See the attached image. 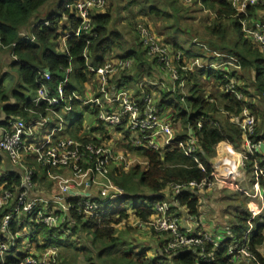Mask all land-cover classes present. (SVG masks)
Instances as JSON below:
<instances>
[{
	"label": "trees",
	"instance_id": "trees-1",
	"mask_svg": "<svg viewBox=\"0 0 264 264\" xmlns=\"http://www.w3.org/2000/svg\"><path fill=\"white\" fill-rule=\"evenodd\" d=\"M50 1L0 0V53L6 51L17 57V72L23 84L26 86V89L24 87V89L14 90L12 93H8L0 83V110L7 120L16 118L27 120L36 113L45 114V104L34 105L29 100V97L27 98L26 96L29 89L36 91L39 88L38 81L40 77L38 72L42 70H48L50 72V79L44 82L53 92L58 83L63 80L64 72L69 66L70 61L71 64L73 63V67H75L74 77L78 83L77 85L80 82L82 83L83 80H86L85 74L88 70L84 53L88 54L89 62L94 66H102L106 56L107 58L116 56L118 58H133V69L131 68L129 70L130 72L128 71L126 75H121V79L114 78L111 81L112 88L117 89L120 87V84H131L137 79H153V68L156 66L159 73H162L157 63L158 57L148 55L149 49L141 38L138 39L139 43H137L139 48L133 47L132 49L124 50V53L120 55L113 53L112 50L114 47L118 49L123 47V36L119 32L115 33L112 31L111 22L113 16L110 10L104 11L103 13L99 12L92 16V31L96 34L95 37L90 38L88 35L85 37L81 36L80 38L70 36L66 39V51L63 54L55 52L53 41L59 37L58 30L60 28L57 19L51 15L48 16V19L46 17L48 21L47 26L43 25V20L37 21V16L41 13V9L45 8ZM75 1L77 0H57L55 3L58 10L60 8L61 14L70 15V28H76L79 20L75 15H71L69 10H66L64 6L67 3H73ZM137 1L128 0V4L124 8L130 7L129 5ZM200 2V7L207 8L209 10L208 14L211 16H207L212 22L204 30L212 37L206 43L213 53H193L185 49L183 45H179L178 42L173 43L172 52H168L173 58L172 63L178 72L179 79L176 85H179V80L181 79L184 82L183 88L188 89L190 96L183 95L182 93L178 94L176 91L174 93L161 91V88L158 91L159 93H157L160 96L158 107L161 111L172 109L170 111L174 113L175 120L182 124V128L184 125L199 127L200 123V127L203 130L208 128L210 121L218 123L223 129L224 135L227 137V142L231 144L238 140L243 141V137L237 128L229 127L231 124L225 116V112L239 114L243 107H247L256 120L255 133L252 140L264 142V123L262 127L257 126L259 110L253 101H250L252 95L248 93L247 85H245L242 75L237 71L252 70L254 72V86L261 95H264V51L260 50L250 39L244 37L241 26L242 20L251 22L257 13L264 11V5L255 4L249 6L246 15H239L229 0H200ZM144 10H146L147 14L156 18L162 15L167 18L170 17L169 13L159 6L157 7V4L147 8L145 7ZM34 19H36V22L33 21ZM242 37L244 38L242 39ZM32 38L34 40H31ZM177 53L181 55L178 60L175 59ZM185 53L190 56L185 57ZM215 53L219 56H216ZM193 59H199L203 64L211 62L224 64L215 69L210 67L207 69L194 68L191 70H183L181 68V66L189 65ZM236 66H239V68ZM205 72L214 79V86L216 88L218 87L222 93L214 95L207 92L201 86L202 84L199 83L198 78H201ZM231 79L236 83L234 89L245 101H239L234 93L225 92ZM41 81L43 82V79ZM194 82L197 86L193 88ZM67 87H69L68 84L65 87L66 98L70 92V88ZM182 96H186L187 98H182ZM11 98L15 103L11 102ZM74 100H72L73 104L71 106L73 108V105H75L74 108L77 109L79 104L78 102L75 104ZM183 101L187 104V110L183 107ZM79 108L96 118L97 111H88L86 107ZM170 118L172 117L170 116ZM97 124L92 131L97 130L103 133L104 124L100 121ZM83 125L82 118L78 117L76 127L72 131H69L66 137L72 136L75 130H83ZM181 131L177 134V140L185 138V133H183V130ZM212 131L215 133L217 130L213 129ZM124 138L129 139V136H125ZM92 141L88 140L87 142ZM225 143V140L221 139L216 146L220 145L226 148ZM176 149H169V152L172 154L166 155V159L170 167H175L177 170H180L187 163V160H179ZM129 152L141 156L143 161L147 158V153L143 151V148L131 149ZM223 154H225V157H223ZM226 158L235 160L229 152H222L220 157L216 156L214 162L201 161L203 169H197L192 175L199 176L201 171L207 173L206 177L200 178L197 182H201L204 179L210 180L209 174L212 171L221 176H233L232 174L234 173L230 171L232 164L225 163ZM0 161L4 162V157L1 154ZM39 167L43 169L40 165ZM145 167V164L144 166L134 165L128 171L133 178L147 186L144 173ZM251 173V163H247L245 174L247 176L251 175ZM35 177L33 179L34 182L37 181ZM259 183L264 192V180L260 179ZM19 185V176L12 173L8 177L0 179V189L2 188L0 192L3 189L12 190ZM223 189L231 192L230 196L227 195V198L234 197L238 202L237 206L233 208V211L229 210V213L233 215V220L236 223H228L229 232L232 235L222 241L216 249L211 243L206 242L202 247H191L174 253H166L163 251L165 240H161L160 247L162 245V248H160V252L152 257H149L144 250L138 253L117 250V253H113L110 251L115 246L117 248L120 244V237L116 232V226L129 219L128 212L130 211L140 224L148 222L149 218L153 215V204L169 199L171 191L170 193L166 192L170 190L167 186L162 191L122 192L123 196L120 199L106 205L104 214L100 215L98 219H90L85 223V220L77 216L73 211H70L78 221L76 225L72 226L70 235H62L64 238L61 240L59 234L54 237L53 231H49L47 227L41 225L28 247L34 248L37 252H43L51 244L53 238L57 239L58 242L56 244L59 249L58 264L69 263V260H74L81 252L87 264H95L97 261H103L104 264H228L231 258L228 249L233 245L240 246L243 243L245 232L249 228L248 222L252 209L257 205L255 200L230 186H224ZM176 198L178 199L179 206L185 208L191 216L197 215L199 198L194 191H183ZM176 209L177 206H172L171 211L175 212ZM251 224L252 231L248 246L250 252L255 257L254 260L256 262L254 264H264V220L261 221L259 217H255L251 220ZM17 229H20V227H17L16 221L13 220L10 230L15 232ZM86 229L90 230V238H88V240L90 239V244L94 246L98 244L100 248V251L97 253L98 260L95 262L88 255L89 248L87 246L79 248L77 246L78 242L74 241L75 243L73 244V242L71 243L68 240L78 231H86ZM259 248H261L263 253L259 251ZM103 252L106 253L105 256ZM18 253H16L17 256L15 257H6L0 264H17L18 261L28 254L27 251Z\"/></svg>",
	"mask_w": 264,
	"mask_h": 264
},
{
	"label": "built area",
	"instance_id": "built-area-1",
	"mask_svg": "<svg viewBox=\"0 0 264 264\" xmlns=\"http://www.w3.org/2000/svg\"><path fill=\"white\" fill-rule=\"evenodd\" d=\"M107 0H77L73 3H67L65 4L64 8L66 10H69L70 13L75 14L79 20V24L76 28L72 29L68 34L67 37H77L80 38L81 36L85 37L88 35V37L93 38L95 37V33L92 31V16L94 14H98L101 12V10L104 8ZM185 4L191 5V4H198L201 5L200 0H184ZM232 3L233 8L235 9L236 13L239 15H246L247 9L249 6L260 4L259 0H229ZM91 5V6H89ZM243 5V10H239V6ZM87 21V23H86ZM43 25L47 26L48 21H43ZM242 26V32L245 38L250 39L253 44H255L260 50L264 51V20L262 22H257V20H253L251 22H247L245 20L241 21ZM87 28V30H85ZM142 30L143 33L140 32L141 40L143 43L148 47L149 52L148 55L158 57L157 63L159 64L160 70L162 71V74H170L172 72H175L178 77V72L176 67L173 65L172 57L168 50L164 47V44L161 45L157 39L156 41L149 36V33L147 34L144 30V28L140 27V31ZM139 31V29H138ZM148 39H151V43H148ZM33 40V38L31 39ZM158 44V45H157ZM216 54V53H215ZM180 54L177 53L175 55V59L178 60L180 58ZM216 56H219L216 54ZM84 58L86 61L87 66V73L89 75H93L95 78L94 86L93 88H86V92L84 95H77L74 91H71L67 98L65 97V87L67 86L69 76L73 73L72 64L71 61L69 63V66L64 72L63 80L60 81L56 87V89L51 91L49 86L44 82L50 79V72L48 70H42L38 72L39 75V88L36 90V95L31 100L35 105L39 104H45V110L50 114V116L55 120L56 126L51 130V132L47 133L43 140L36 144L32 145L30 142H28V139L33 137V135L37 132V130H40L42 128H46L50 125L49 119L47 118H40L35 121L30 120H23L20 118L16 119H9L5 121L3 124H0V128L6 129L7 133L6 135L9 137L8 140L4 141V143H11V137L15 135V126L22 120L23 125L19 132V137L15 144L12 145L13 149H18L20 153L25 152V148H32L35 147L37 151L40 153V155H44L45 153L52 152L54 148H58L60 145V142L65 140L66 138L53 140V133L55 131L62 130L64 124H65V115L70 113L73 109L71 106L72 100H76L78 102L79 107H86L88 111L94 112L97 111L96 118L98 121L102 122L106 127L112 126V121L108 120H102L99 118V113L101 111H107L109 116L113 115L112 109H118L120 104L122 103V100L117 97H111L109 98L111 100L112 109L108 108V101L105 99V94L111 90L114 89L117 94L129 91L124 86H120L119 88H112L111 81L119 77L120 75L126 74L127 71H129L133 66V60L129 58H120L115 59L111 61L105 62L102 66H94L91 65L89 62L88 54L84 53ZM108 64H112V69L109 71V73H104V67ZM221 64H203L200 62L199 59H193L189 65L181 66L183 70H191L194 68H217ZM191 65V67H189ZM239 68V66H236ZM104 76L103 83L100 82L98 77ZM43 79V82L41 81ZM179 79V77H178ZM174 81L176 82L178 81ZM155 80H147L144 79L141 81V85L148 87L149 89L155 87V88H161L163 87L164 83L160 80L154 82ZM184 82L180 79L179 85H176L178 87H184ZM235 81L230 80L229 85L226 87L225 92L227 93H234L239 101H245L242 96L234 89ZM88 86V83L85 87ZM94 89V90H93ZM103 89V91H101ZM171 92H175V89L170 88ZM91 95V100H88V96ZM43 96V98H41ZM146 97H155L154 91H150L149 93L143 94L142 97V104L135 101V104L143 108L146 103ZM184 98V96H182ZM129 99H133L132 97H129ZM183 100V99H182ZM102 105L104 107H102ZM62 107L63 111L65 108H68L69 111L63 114L61 118V113L58 112V108ZM245 113H247L245 115ZM225 116L227 117L229 123L231 125L236 124V118H239V124L240 129H238L241 132V135L243 137V142H246L248 147L252 148V151L249 152L245 149L244 155L247 157L248 163H251L252 166V173H251V189H246L239 185L237 181L233 179V176L229 175L221 176L217 174L216 172H210L209 177L210 180L204 179L201 182H197L199 185H203L201 188H197V184L190 185L189 187H182L178 193L175 194L173 199L178 203V199L176 196L183 191H206L211 188L217 187V188H223L224 186H230L236 190H238L240 193L246 195L247 197L251 199H257L261 202L264 200V192L262 191L260 187L259 180H264V165H262L259 155H261V149L260 151H256L254 145L260 144L262 145L263 142L261 141H253L252 137L255 133V127H256V120L254 115L251 113V111L247 107H243L239 114H233L225 112ZM137 119H142L143 116L136 117ZM130 117L128 118H121L119 124L116 126L115 131L118 133L120 130H124L123 132H126L128 129V124L130 122ZM252 120L254 131L251 134H247L246 131H241V129H246L247 127V121ZM218 124V123H216ZM200 127V123H199ZM35 129L34 132L32 130ZM137 131L139 132V126H137ZM181 131V130H180ZM32 132L31 135L29 133ZM179 131H177L176 135L172 136L168 142L164 145L165 148H169L170 145L176 146L178 148L179 143H183L185 139L187 138V133L185 132V138L184 139H178L177 140V134ZM0 135H5V133H0ZM130 138V136H129ZM113 142V141H110ZM89 145H94L95 142H87ZM226 148L218 145L216 147L217 153H222L220 149H226V152H229L234 158L233 155L235 153V149L232 148V144L229 142H226ZM103 145V152L104 154H100V150L98 149L95 154H89L94 155L96 159L103 160L105 158V155H107L108 151L110 150V146ZM144 141L141 142L139 146L133 145L132 149H139L143 148ZM81 147V141H75L73 144L67 145L65 148H61L59 152L55 153L53 156V159L55 160H62L64 159V152L67 151L69 153L72 152L74 148ZM232 149L229 151V149ZM172 149V148H169ZM34 155V159L39 164V157L36 155V153H32ZM130 155L132 156H138L135 153H128V163L126 165L127 170H129L131 167L134 166L132 163L134 160L130 158ZM236 155H240L239 153H236ZM225 157V154H224ZM9 158V157H8ZM10 162L13 164L11 158H9ZM69 162H71V156L68 157ZM143 164L144 161L142 160ZM91 164V160L85 158L82 160H77L76 165L80 168V175L81 178L84 177V173L87 171V166ZM141 163H136L135 165H140ZM14 165V164H13ZM40 165V164H39ZM16 166V165H15ZM142 166V165H140ZM18 167V166H16ZM73 167H64V166H58L57 169H67L71 172V176L67 177L61 174H53L51 172V169H53L51 163L47 164L43 168L46 170V177L52 181L55 182L56 187L59 190H62V188L65 186V182H71L74 179V173H73ZM116 165L113 163L112 170H116ZM15 168V167H14ZM21 172H19L18 175L20 178V185L17 187H14V189H3L0 192V229H3V231H0V257L3 258V261L6 259V257H15L17 256L16 252V246L14 245L17 240H23V237L25 239H29L27 241V246H29L30 241L32 240L35 233L39 230V226H45L49 229V231H53L54 237L59 234V236L65 235L68 236L71 233V228L69 230V225L64 223L63 220H61L59 225L53 224L51 227L48 225L49 220H56L57 217H63V211L62 209H59L57 207L50 208L51 206L55 205L53 201L48 200V203L45 204L42 197H37L34 195H31L32 191L35 187V182L33 181L36 171H32L31 173H26L23 168H20ZM16 169V168H15ZM203 169V168H202ZM94 170V169H93ZM18 172V170L16 169ZM12 172L5 174L4 176L0 175V179L8 177ZM89 183L93 184L94 188L99 185L103 186V184L106 182V180H110L111 177L105 178L103 176V170L101 172H98L95 178H92L91 176L87 177ZM22 181H24L22 185ZM2 187V186H1ZM18 188V191H17ZM2 189V188H1ZM0 189V190H1ZM196 189V190H194ZM251 190V191H250ZM27 193V195H25ZM250 193V194H249ZM122 192L119 191H113L110 192L108 196H103L97 194V196L94 197L92 195L90 198L85 197L83 200L81 197H66L65 202L70 205V211H73L77 216L81 217L83 220L87 218L97 217L99 218L100 215L105 213L106 205H108L110 202H114L122 197ZM115 197V198H113ZM32 201H35V203H32ZM29 203H32V207L28 208V210L25 212V208ZM92 204L94 205L93 208L88 209L84 207L85 204ZM168 201H162L158 203L153 204V215L151 218L146 222L148 225L152 226V229L159 233V234H166L165 245H163V251L166 253H174L179 250L185 249V248H191V247H202L204 243L208 242L211 243L214 248H218L220 243L224 241L226 238L220 237V242H217L216 237L217 236H211L209 237L208 234L205 233H191L184 229L182 226L181 219L179 217V214L177 213V209L175 212L171 211V207H166ZM174 207L177 205H173ZM261 208V207H260ZM259 209H252L251 217L249 219V228L245 232L244 241L240 246H231L228 249L229 255H231V258L229 259L228 264H237V261L244 259L243 253L245 251H248L250 253V256L254 257L253 254L250 252L248 242L250 240V235L252 231V224L251 220L253 218L258 217L261 215L262 211ZM7 217V224L5 226V218ZM16 221V225L20 227V229L24 228L26 225H30V228L32 229V235H29L28 233L20 234L18 236L12 235L10 232V226L12 221ZM144 223V224H146ZM169 225H172L170 227ZM173 228H175V233L173 231ZM67 233V235H66ZM14 238V239H13ZM16 238V240H15ZM54 239V238H53ZM59 249L57 246H51L48 245L47 248L43 252H29L27 255H25L20 261H18L17 264H58L59 259Z\"/></svg>",
	"mask_w": 264,
	"mask_h": 264
},
{
	"label": "clouds",
	"instance_id": "clouds-1",
	"mask_svg": "<svg viewBox=\"0 0 264 264\" xmlns=\"http://www.w3.org/2000/svg\"><path fill=\"white\" fill-rule=\"evenodd\" d=\"M128 0H125L127 3ZM261 5H264V0H259ZM91 6V5H89ZM119 6V0H117V7ZM239 10H243V5L239 6ZM132 12L138 11L137 8L130 9ZM125 15L127 13H124ZM87 23V21H86ZM87 30V28H85ZM191 67V65L189 66ZM112 69V64H108L104 67V73H109ZM101 83L104 81V76L98 77ZM178 79L175 72L165 75L166 87L175 89L176 92L186 91L183 87H177L174 81ZM156 82V81H154ZM137 90L139 86H137ZM103 91V89H101ZM122 100L118 109H112L111 97H117ZM132 97L131 91H126L117 94L114 89L109 90L105 94V99L108 101V108L113 110V115L109 116L107 111H101L99 113V118L105 121L111 120L112 126L106 127L104 129V135H111L113 137V144L108 151L107 155L103 160H98L94 155L97 150H100V154L103 155V145L102 141L97 140L94 145H89L88 140H91L92 137L96 134L92 133L89 129L92 125L96 124V118L89 117L88 125L83 130H75L72 136L67 137L65 140L60 142L58 148H54L52 152L45 153L40 155L35 147L25 148L27 153H36L39 157V164L41 167L46 166L51 163L53 169H57L58 166L64 167H73L76 165L77 160L89 159L91 164L87 166V171L84 173L85 178H81L80 168L78 166L73 167L74 179L71 182L66 181L65 186L62 190H59V195L52 197L55 206L63 211V217H57L56 220H49L48 225L51 227L53 224L59 225L61 220L64 223L69 225V230L71 226L78 223L77 219L70 212V205L65 202V197H81L83 200L85 197H91L93 194H99L103 196H108L110 192L119 191H148L156 190L162 191L165 190V186L171 191L169 196L168 203L166 207H171L177 205V210L182 213L185 212V209L178 205V203L173 199L176 193L180 191L182 187H189L190 185L197 184V181L206 177L207 173L204 171L200 172L199 176H193L192 173L197 169H202L203 165L201 161L204 162H214L216 159V145L220 142L221 139H224L227 142V137L223 133V129L220 125L216 124L214 121L209 122L207 129L201 127H194L189 125H184L183 128L180 123L175 120L174 113L170 110L161 111L157 107L158 97H146L147 103L143 108L138 107L135 104L134 99H129ZM43 98V96H41ZM88 100H91V95L88 96ZM15 103V101H12ZM187 107V105H185ZM102 107H104L102 105ZM69 111L68 108H65L61 113V118L64 113ZM247 113H245L246 115ZM143 116L142 119H137L136 117ZM170 116L172 117L170 119ZM130 117V122L128 124V129L126 132L117 133L115 131L116 126L119 124L121 118ZM4 119V115L0 112V120ZM236 124L230 125L229 127L240 129L239 118H236ZM23 121L21 120L15 126V135L11 137V143H4L8 140L9 137L6 135L7 130L0 128V133H5V135H0V154H3L11 158L14 165L23 168L26 173H31L35 170V162L31 157H27L24 153H20L18 149H13L12 145L16 143L19 132L22 128ZM137 126H139V132L137 131ZM216 129L214 133L212 130ZM183 130L187 133V138L183 143L178 144L176 149L179 160H187L180 170H177L175 167H170L169 162L166 159V155H171L169 148H176L174 145H170L169 148H165L164 145L168 140L176 135L177 131ZM35 129L32 130L34 132ZM241 131H246L247 134H251L254 131L252 120L247 121L246 129H241ZM29 133V135L32 134ZM125 136H130L129 139H125ZM210 137H212L210 139ZM81 141V147L74 148L71 153L65 151L64 159L55 160L53 156L55 153L59 152L61 148H65L69 144H73L75 141ZM144 141L143 151L147 153V158L144 160L146 167L144 168L145 180L147 186L141 181L132 177L131 173L127 170L126 165L128 163V153L133 148V145L139 146L141 142ZM256 151H260L261 145H254ZM232 148L235 149V160L232 158H226L225 163L232 164L230 169L231 172H237V169H240L238 176H243L246 171V165L248 163L247 157L244 155L245 149L249 152L252 151L251 147H248L246 142L238 140L232 144ZM232 149L230 148L229 151ZM239 153L240 155H236ZM71 156V162H69L68 157ZM115 163L116 170H112V165ZM94 169V170H93ZM103 170V176L105 178L111 177L110 180H106L103 186L97 185L95 188L93 184L89 183L87 177L91 176L95 178L98 172ZM3 171H7L4 166V162L0 161V174ZM247 179V177H245ZM24 181H22L23 185ZM203 185L197 184V188H201ZM18 191V188H17ZM251 191V190H250ZM250 194V193H249ZM27 195V193H25ZM205 198L211 195V203L217 208H224V204H216L217 198L223 196L224 193L219 191H213L212 193H205ZM115 198V197H113ZM35 203V201H32ZM32 203H29L25 208V212L28 208L32 207ZM44 203L47 204L48 200H44ZM84 207L91 209L94 205L88 203ZM261 211H264V203H262ZM186 214V213H185ZM221 219L227 223L228 218L223 216V213L220 214ZM211 223L215 225L216 223V213L213 212ZM7 224V217L5 218V226ZM172 227V225H169ZM192 229L189 228V231ZM3 231V229H0ZM28 229H25V232ZM175 233V228H173ZM208 236H212V228H207ZM20 235V233H17ZM67 235V233H66ZM227 235H232L231 232H228ZM222 238V237H221ZM14 239V238H13ZM78 242V241H77ZM92 248V255L95 256V246L89 245ZM244 258L254 260L255 257L250 256L248 251L243 253Z\"/></svg>",
	"mask_w": 264,
	"mask_h": 264
},
{
	"label": "rangeland",
	"instance_id": "rangeland-1",
	"mask_svg": "<svg viewBox=\"0 0 264 264\" xmlns=\"http://www.w3.org/2000/svg\"><path fill=\"white\" fill-rule=\"evenodd\" d=\"M57 2V0H51L48 5L41 11V13L39 14V16H37V18L42 19L48 16H54L55 19H58L57 14L60 12V8L58 10V7L55 5V3ZM127 3H125V0H119V6L117 7V0H107L106 1V5L105 8L101 10V12L103 13L104 11L110 10L112 11V16H113V20H112V28L115 33H121V35L123 36L122 39V43H123V47L118 49L116 47L113 48V53H124V50H127V46L131 45V47L134 48H139V46H137V43H139L138 39L139 37H141L140 32H142V30L140 31V27L146 29L144 30L147 34L149 33V36H151V38L153 40L157 41L163 45L166 48V50L170 51V53L172 52V44L175 42H178L179 45H183L185 49H187L188 51H192L193 53H213V51L209 48V46L207 45L206 41L211 39L212 37L204 30L206 28L207 25H209L212 20L207 17L210 16L209 10L207 8H201L198 4H194V5H187L185 4L184 0H138L137 2L132 3L131 5H129L130 7H126L124 8L125 5H127ZM154 4H157V7L159 6L161 9H163L164 11L169 13L170 17H164L163 15L161 17H154L151 16L149 14L146 13V10H144V8L152 6ZM55 5V6H54ZM132 8H137L138 11L136 12H132L130 11V9ZM51 9H53V13H51ZM112 9V10H111ZM124 13H127L126 15ZM211 17V16H210ZM39 21V20H37ZM47 21V20H44ZM62 21V20H61ZM139 29V31H138ZM139 33V35H138ZM231 37V36H230ZM244 37H242L243 39ZM151 39H148V43H151ZM163 43H161V42ZM180 42V43H179ZM182 43V44H181ZM158 45V44H157ZM2 54L7 53L6 51H2ZM216 61V60H215ZM213 64H215V62H211ZM73 65V63H72ZM5 67V72L7 71L8 67H6V65H4ZM0 68L1 65H0ZM239 71V73L242 75L245 85H247V91L248 93L252 94L254 93V77L253 74L254 72L252 70H248V71H243V70H237ZM6 73H4L2 70H0V77L4 76L5 80L7 81L5 90L8 92L14 91V90H19L21 88L20 85L22 84V82L19 79L18 76V72H17V65H13L10 66L9 68V72L5 75ZM162 74V73H161ZM203 78L205 79H210L212 77L208 76L207 73H203L202 75ZM94 78V77H93ZM147 79V78H142L140 80H138V82H141L142 80ZM147 80H153V79H147ZM155 81H158L157 79H155ZM215 84L212 82H207L204 83V87L205 90L207 89L208 91H213L216 92L217 89L214 86ZM218 88V87H217ZM174 93V92H173ZM183 94L186 96H190V93L188 92V89H186V91H182L179 92L178 94ZM260 93V92H259ZM32 98H34V94L32 93ZM253 95V94H252ZM187 98V97H186ZM186 101V100H185ZM183 101V107L187 110V107L185 105L186 102ZM253 103L256 105V107L259 110V119L257 121V126L262 127V124L264 123V95H261L256 97L253 101ZM169 110V109H167ZM171 110V109H170ZM79 115L83 116L84 118H87V115L84 111H78L77 112ZM88 120V118H87ZM180 123V122H178ZM181 124V123H180ZM182 126V124H181ZM104 131V130H103ZM124 130H120L118 133L123 132ZM110 141H113V137ZM110 141H103L102 144L107 145V146H112L113 142ZM224 147V146H222ZM221 152H225L226 149H220ZM130 158H132L134 160V162L132 163V165L134 164H138L141 163L140 165L144 166L142 160L143 158L141 156H132L130 155ZM53 171V170H52ZM65 176L70 175L71 176V172L69 171H65L63 173ZM250 177V176H249ZM213 191H219L224 193L223 196H219V198L217 199L216 203L217 204H224L226 210L224 211V213L227 212V214L230 211H233L234 207L237 206V201L235 200L234 197H229L228 199H224L223 201L221 200L224 196L227 197V195L230 196L229 191L223 189V188H211L209 190H206L204 192L207 193H212ZM167 193H170V190L166 191ZM168 196V195H167ZM211 196V195H209ZM254 200V199H253ZM256 200V199H255ZM168 201V199H167ZM257 201V200H256ZM208 213L205 215V217H210V212L211 209L208 207L206 208ZM229 215V214H228ZM151 218V217H150ZM149 218V219H150ZM91 218H87L85 219L84 223L87 222L88 220H90ZM92 219H98L97 217H92ZM228 221L230 223H236L233 220V215H229L228 216ZM142 226V227H141ZM18 227V226H17ZM25 229H28V231H26L25 233H28L29 235H32V229L30 228V225H26L24 226V228L22 229H17V231L13 232L10 231L12 233V235L14 236H18L17 233L20 234H24ZM116 232L120 237V243H124L125 246H121V244H119V246H115L114 249L110 250L113 253L117 251H125V252H129V251H133L134 253H136V251H138L137 249L133 248L136 247L134 242L135 239L139 238L142 240V242L144 243V245H147L150 243L151 239L154 237H159L161 238V240L166 239V235H162L159 234L157 232H155L152 229L151 225H148L147 223H137L136 222V218L134 217H130V219H127L126 222H123L122 224L116 226ZM90 230L86 229V231H78L75 235L71 236L68 240L71 241V243L73 242V244L75 242L78 241L77 246L79 248H83V246H89L90 243L88 238H90ZM217 234H219L221 237H223V235H225V229L223 228L222 230H220ZM216 237V241L220 242V236ZM230 235H227L226 237H229ZM61 238V240L64 238V236H59ZM151 237V238H149ZM16 240V238H15ZM27 241H29V239H25L23 237V240H17V242L14 244L16 246V252H22V250L24 248H26L27 246ZM75 241V242H74ZM138 241V239L136 240ZM58 240L57 239H52L51 241V246H57ZM87 243V244H86ZM63 244V243H61ZM127 245H132L133 247L130 246H126ZM138 245V243H136ZM30 245V243H29ZM88 255L90 257L93 258V262H95L96 260H98V256L97 253L100 251L99 245L96 244L95 245V256L92 255V248L88 247ZM87 248V249H88ZM34 250V248H33ZM117 250V251H116ZM31 250H28V252H30ZM71 254V253H70ZM104 256L106 255L105 252H103ZM101 254V256L103 255ZM149 255V254H148ZM102 256V257H104ZM101 260V259H100ZM3 262V258L0 257V263ZM67 264H87L86 260L84 258L83 253L81 252L78 256H76V258L74 260H69V263ZM95 264H104L103 261H97V263Z\"/></svg>",
	"mask_w": 264,
	"mask_h": 264
},
{
	"label": "crops",
	"instance_id": "crops-1",
	"mask_svg": "<svg viewBox=\"0 0 264 264\" xmlns=\"http://www.w3.org/2000/svg\"><path fill=\"white\" fill-rule=\"evenodd\" d=\"M191 5H194V4H191ZM104 8H105V6H104ZM43 9H41V11ZM50 12L53 13V9H51ZM70 14L71 15H75V14H72V13H70ZM57 16H58L57 21H58V23L60 25V28L58 30L59 37L56 40L53 41V48H54L55 52H57L59 54H63L66 51V39L68 38L67 37V34L72 29H74V28H70V15L61 14L59 12L57 14ZM37 19L38 20H43V21L46 20L45 17L42 18V19H39V18H37ZM35 20L36 19H34L33 21H35ZM253 20H257V22H262L264 20V11H260L259 13H257L254 16V19ZM127 47H129V48H127V50L133 48V47H131V45H129ZM117 54L120 55V54H123V53H117ZM0 55H1L0 65L2 67V68H0V70H2L4 73L7 74L9 72L10 66L16 65V62H18V59H17L16 56H13V54H11V53H4V54L0 53ZM184 56L185 57H188L190 55H186V53H185ZM115 59H120V58H118L117 56L116 57L107 58V56H106L105 59H104V61L107 62V61H111V60H115ZM129 59L133 60V58H129ZM4 65H6V67L9 66L6 72H5ZM74 68L75 67H73V65H72L73 73L69 76L68 83H67L69 85V87H67V88H70V92L71 91H74L77 95H84L85 92H86V88H90V87L93 88L94 82H95V78H93L94 77L93 75H89L86 72V74H85L86 80H83L82 83L80 82V84L77 85L78 83L76 81V78L74 77V75H75ZM153 70H154L153 71V75L154 76L152 77L153 80H155V79H157L159 81L161 80L164 83L163 87H161L162 89L161 88L158 89V88H155V87L149 89L146 86H143L142 87L141 82H138V80H140V79H137V80L134 79L135 81H133L131 84H123V85L120 84V86H124L127 89H129V91L132 92V98L135 101H137L138 103H140V104H142V101L141 100H142L143 94L149 93L151 90L154 91L155 97H158V101H157V107H158V103H159V100H160V96H158V94H157V93H159L158 91L160 89H161V91H165V92L166 91L171 92V91H170V88H167L166 87V84H165L166 83L165 75L159 73L157 66L154 67ZM127 73H128V71L126 72V74ZM121 78H122V76L120 75L119 77H116L115 79H121ZM19 79L22 82V79H21L20 76H19ZM4 80H5V77L4 76H1L0 77V83L2 84V87L5 89L8 80H6L5 82H4ZM198 81H199L200 84H202L201 86L204 87V83H207V82H212L213 83L214 82V79L213 78L205 79V78L201 77V78H198ZM87 83H88V86L85 87ZM137 86H139V89L140 90H137ZM196 86H197V84L194 82V85L192 87L194 88ZM24 87L26 89V86L22 82V84L20 85L19 88L24 89ZM21 89H19V90H21ZM204 89H205V87H204ZM216 89H217L216 92L208 91L207 89H206V91L207 92H210V93H212L214 95H216L218 93L219 94L222 93V91H220L218 88H216ZM8 93H10V92H8ZM32 93L34 95H36V91L29 89V92L26 95L27 98L29 97V100L30 101L33 99L32 98V95H31ZM252 94H251L252 95V98L250 99L251 102L254 101L255 96L256 97L260 96V93L257 91L256 88H254V93H252ZM185 97L186 96H184V98ZM12 101H13V99L11 98V102ZM74 101H75V104H77V101L76 100H74ZM32 104H34V103L32 102ZM72 104H73V102H71V105ZM73 106L75 107V105H73ZM74 107L72 108L73 110L70 113H68V114L65 115V124H64L62 130L55 131L53 133V140L67 138L66 137L68 135L67 133L69 131H72L74 129V127H76V120H77L78 117H81L82 118V121L84 123V125H83L84 128L88 125L87 118L94 117L93 115H91L90 113H88V112L80 109L79 107L77 109H75ZM57 110H58L59 113H62L63 112L62 107H59ZM78 111H84L86 113V115H87V118H84L83 116L79 115L77 113ZM0 112H1V110H0ZM44 112H45V114L36 113L34 116H31V117H29L27 119V120H30V121H35V120L40 119V118H47V119H49V122H50V125L48 127L42 128L40 130H37V132L33 135V137L30 139V141L28 139V142H30L32 145H36V144L40 143L43 140V138L45 137V135L47 133L51 132V130L56 126L55 120L50 116V114L46 110ZM5 121H7V118L4 116V119L3 120H0V124L1 123L3 124ZM97 122L98 121H97V118H96V124L95 125H92L90 127V129H89L92 133L96 134V135H94L92 137L91 141L92 140H95V141H92V142H95V143L97 142V140H100L102 142L103 141H110L112 139V136L111 135L105 136L104 135V131H103V133L98 132L97 130L92 131V129L95 128L98 125ZM104 129H105V127H103V130ZM183 133H185V132L183 131ZM263 145H264V142H263ZM23 153H24L25 156L31 157V158L34 159V155L32 153H27V152H23ZM261 153L262 154H261V156H260L259 159H260L262 165H264V149L263 150L261 149ZM1 155L4 157V162H5L4 166L7 169V171H3V173L0 174V175L4 176L5 174H8L10 172H12V173L14 172L16 174H18L19 172H21L18 167H16L15 165H13L10 162V160H9V158L7 156H5L3 154H1ZM215 156H219V157L221 156V153H219V154L217 153V149H216ZM223 157H224V154H223ZM34 162H35V171H36L35 180H37V181H35V187H34V190L31 193V195H34V196H37V197H42L43 199H48V200L53 201L52 197L59 195L58 188L56 187V184H55L54 181H52V180H50V179H48L46 177V175H45L46 174V170L44 168L43 169H40L39 164L36 162L35 159H34ZM14 167L18 170V172L16 171V169ZM65 171H69V170H67V169H51V172L53 174H61V175H64L63 173ZM239 172H240V169L237 170L236 174L235 173L232 174L233 175V179L235 181H237L240 186H242V187H244V188H246L248 190L251 189V179H250L251 178V175H247L246 176V174L244 172V175L243 176H238V173ZM69 176L70 175H68L67 177H69ZM245 176L247 177V179H245ZM194 192H195V194L199 198L198 213H197V215L196 216H191L189 214V212L185 208H184L185 209V212L184 213H182L181 211L177 210V213L179 214V217L181 219L182 226L184 227V229L187 230L188 232H191V233H194V234L195 233H205V234H208L207 228L211 227L212 228V236H218L219 234H217V233L224 228L225 229V235H223L222 238H226L227 233L229 232V228H228L229 221L227 223H225L221 219V215L220 214L223 213V216L226 217V218H228L229 215L231 216V213H228L229 214L228 215L227 212L224 213V211L226 210L225 207L222 208V209H220V208H217L215 205H213L211 203V196H208L207 198H205V195L204 194L206 192H204V191H194ZM93 195H94V197L97 196V194H93ZM65 199H66V197H65ZM224 199H228V198L226 196H224L221 200L223 201ZM256 200H255V202H256V205L257 206H255L254 209H259L262 204H261V202L259 200H257V201ZM262 203H264V200H263ZM55 207L56 206L53 205L50 208H55ZM208 207L211 209V212L209 213L210 214V217H205V215L208 213V211L206 209ZM213 212L216 213V223H215V225H213L211 223V219H212ZM128 213H129V219H130L131 216L134 217V215L130 211ZM258 217L260 218L261 221H263L264 220V211H262L261 215H259ZM136 222L138 223V220L137 219H136ZM189 228H191L192 230L189 231ZM263 235H264V231H263ZM149 238H151V237H149ZM137 239H138V241H136ZM137 239H135V242H134V244H135L136 247H133L132 245H127L126 244V246H130V247H133V248L137 249L138 251H136V253L144 250L145 253H147V255L149 254L148 255L149 257H152V256L157 255L160 252V248H162V245L160 247L161 238H159V237L152 238L151 241H150V243L147 244V245H144V243L142 242L141 239H139V238H137ZM88 243H90V242H88ZM136 243H138V245ZM122 245L125 246V244L123 242H122L121 246ZM87 247H89V246H87ZM28 250H31L30 252H35V250H33V248H31V247L24 248L22 250V252L23 251H27L28 252ZM259 251L261 253H263V251H261V248H259ZM17 254H19V253H17ZM254 262H256V260H251V259L244 258L242 260L237 261V264H254Z\"/></svg>",
	"mask_w": 264,
	"mask_h": 264
},
{
	"label": "water",
	"instance_id": "water-1",
	"mask_svg": "<svg viewBox=\"0 0 264 264\" xmlns=\"http://www.w3.org/2000/svg\"><path fill=\"white\" fill-rule=\"evenodd\" d=\"M261 149H262V150L264 149V145H263V144L261 145Z\"/></svg>",
	"mask_w": 264,
	"mask_h": 264
}]
</instances>
